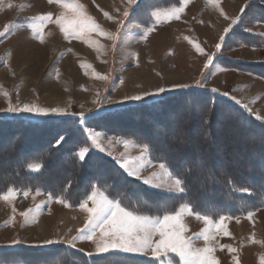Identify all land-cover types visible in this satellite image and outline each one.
<instances>
[{
  "label": "rangeland",
  "instance_id": "374dc122",
  "mask_svg": "<svg viewBox=\"0 0 264 264\" xmlns=\"http://www.w3.org/2000/svg\"><path fill=\"white\" fill-rule=\"evenodd\" d=\"M224 1L225 7L222 3V8L210 6L207 0L189 2V5L194 3L193 9H198L203 17L212 19V23L208 24L209 21L199 16L200 13H196L195 16L194 11L185 8L173 15L181 2L170 7H152L149 0H134L132 3L129 0H53L52 3H49V0H0V32L8 28L5 35L0 36V120L25 118L34 123L71 117L83 127L89 144L86 147L97 154L105 152L104 154L107 153L112 160L113 157H117L121 161L139 157L158 168L164 165L163 168L169 170L173 177L180 181V186L175 184L174 190L159 191L151 184L147 185L123 170L128 177L156 192L184 195L185 190H179L181 187L184 189L181 180L164 162L153 158L152 151L146 143L103 128L108 126L120 131L134 129L150 136L141 129L142 126L138 122L134 127L125 129L112 123L100 128L92 127L93 120L81 123L76 115L39 116L23 111L11 113L7 109L9 107L22 109L27 104L38 108L63 109L76 114L95 112L97 115L103 114L106 120L110 114H113L112 119L116 118L115 114L122 111L123 106L160 99L163 95L181 90L194 89L200 92L206 90L212 97L221 96L226 101L237 103L243 113L255 121L252 125L258 127L256 125L259 123L260 128L264 130V21H262L264 0ZM66 3L73 6L81 5L77 11L91 17L99 28L85 31L82 36L66 37L57 23L58 18H67L73 14L72 8L64 7ZM246 12L248 13L245 16ZM47 13L52 14L51 18L42 22L39 17ZM230 25L232 27L229 29ZM34 28L37 31H34ZM226 29H229L227 33ZM221 36H224L223 41ZM54 43L58 46L56 51L52 48ZM217 44L221 46L219 50ZM210 58L212 63H208ZM174 85L189 87L173 88ZM161 87L171 90L158 95L144 96L139 101L125 99L145 92L155 93ZM196 103L202 104L203 100ZM169 104L173 107L174 102ZM188 109L192 112L188 113ZM188 109L179 106V109L174 108L170 115L177 111L176 118L188 114V118L203 122L200 116L201 109L197 104ZM85 119H88L87 116ZM178 124L182 125L178 120L174 121L171 128H160L158 124H154L152 137L160 140L159 146L163 149L174 140H171L172 138L182 137V142L188 146L189 151H174L173 148L171 151L182 158V162L192 161L194 153L199 151L193 143L203 135L204 130L197 126L181 131L176 127ZM226 124L229 125V121L224 114H218L216 122L211 125L214 131L213 142L220 148L218 153L228 150L225 145L228 139L232 141L241 139L247 145L259 139L264 141V133L260 131L248 132L236 124L222 128V125ZM233 130L235 132H232ZM96 144H99V149L94 147ZM127 155L129 156L125 157ZM227 155L232 163L239 165V171L248 169L251 158L247 157L243 149L230 148ZM207 156L210 172L221 171L222 165L228 162L223 155L221 164H213L214 156L210 154ZM0 161L5 169L12 171L9 163L15 165L18 160H4L1 156ZM196 164L198 168L192 171V175L202 176L200 163ZM169 171L168 176L165 174V179L161 178L165 183H168L166 180L171 183ZM56 172L62 173L63 169L57 168ZM4 174L6 173L0 171V177ZM250 176L247 175L245 178L255 183ZM210 180L209 176L205 181L198 183L201 195L209 193L204 186ZM259 184L264 185L262 182ZM166 187L169 188L167 185ZM9 190H12V195L6 200L3 197ZM25 192L28 193L27 196L24 195ZM214 192L218 193V190ZM241 192L251 191L245 189ZM89 195H95L98 200L107 198L121 202L119 199L109 197L98 187ZM261 199L259 202L264 201ZM88 202L91 207V201ZM124 204L121 202L122 207L136 215L149 216L138 214ZM65 207L69 210L64 209ZM77 207L79 204L71 205L62 198L40 189L21 190L13 187L7 189L0 194V252L10 248L17 251L21 247L33 250L32 245L42 243L39 242V237L42 240L60 241L52 245L45 244L44 247H39L40 250L52 247L55 249L59 245L71 247L66 241L88 233L85 229L87 219H83V224L80 222L81 224L74 225L75 219L79 216L70 209ZM182 207L192 210L191 213L184 211L182 220L185 221L182 222L193 250L211 247L216 264H264V203L239 215H221L224 217L221 227L217 226L221 223V216L217 218L209 216L210 219L206 222L202 218H197L196 212L188 203L181 204L175 211ZM249 212L252 213L251 219L248 216ZM199 215L205 216L202 213ZM41 220L45 226L43 231L38 227ZM74 227H78L76 232L73 235V231L69 236ZM206 228L210 230L208 235L211 237L207 241L201 235ZM81 229H84L83 233L79 231ZM98 236L99 233L97 238ZM12 240H21L23 243L13 245ZM88 241H90L87 243L88 247L94 249L92 252H96V239ZM26 242L30 245L25 244ZM229 248L235 251H230ZM15 253L24 252L21 253L19 250ZM15 253H11V256L6 253L0 254V259L6 256L10 260L0 261V264H26L21 256L12 258ZM155 256L146 258L158 264H183L182 258L176 253L162 252ZM75 258L77 261L73 263L79 264L78 256Z\"/></svg>",
  "mask_w": 264,
  "mask_h": 264
},
{
  "label": "trees",
  "instance_id": "16d2710c",
  "mask_svg": "<svg viewBox=\"0 0 264 264\" xmlns=\"http://www.w3.org/2000/svg\"><path fill=\"white\" fill-rule=\"evenodd\" d=\"M149 1L152 3V7H170L181 2V0ZM143 12L145 11L143 10ZM247 13L244 15L246 16ZM223 98L221 96L212 97L206 90L201 92L194 89L181 90L164 95L160 99L123 106L122 111L117 112L115 114L117 117L113 119V114L108 115L106 120L103 114H99L91 124L92 127L102 128L103 125L112 123L125 129L134 127L136 122L140 123L141 129L150 136L143 135L134 129L120 131V129H111L108 126L103 128L115 134L133 138L140 143H146L152 151L153 158L164 162L181 180L185 190L184 195L165 194L151 190L141 182L128 177L111 158L97 154L93 150L87 154L85 161H80L79 150L89 145L88 139L83 127L71 117H62L57 121L43 120L34 123L25 118L0 120V157H4V160H18L15 165L9 163L12 171L5 169L2 166V161H0V171L6 173L0 177V194L11 187L21 190L40 189L76 206L95 187H98L109 197L119 199L123 204L126 203L127 208L134 209L138 214L162 216L167 212L175 211L183 203L190 204L196 213H202L213 218L221 215L242 214L250 208L264 203L262 201L264 200V185L259 184V182L264 183V151L261 150L264 149V141L259 139L247 145L241 139L236 141L228 139L225 143L228 150L218 153L220 148L213 142L214 131L211 125L216 122L218 114H224L229 125H239L242 130L248 132L254 130L264 133V130L260 128L259 123L255 124L258 127L253 126L255 121L249 119L237 103L226 101ZM200 100H203L202 104L196 103ZM172 101L174 102L173 107L172 105L169 106ZM196 104L201 109L202 123L197 119L188 118V114L176 118L175 112L177 111L170 115L174 108L177 110L179 106H182V108L188 109ZM187 112L191 113L192 111L188 109ZM107 119H110L111 122ZM175 120L182 123V125L176 126L178 130L186 131L189 127L195 128L197 126L204 130L203 135L195 141L196 143H193L199 151L194 153L192 161L182 162V158L171 151V148L174 151H189L188 146L182 142V137L172 138L171 140H174L168 145L166 144L164 149L159 146L160 140L152 137L151 132L154 129V124H158L160 128H171ZM229 125H222V128H227ZM61 137L64 139L57 145L56 141ZM233 147L243 149L247 157L251 158L248 169L239 171V165L228 159L229 149ZM207 154L214 156L212 158L213 164H221L223 155L228 159V162L222 165L221 171L210 172ZM198 162L200 163V170L203 171L201 172L202 176H198L199 179L192 175V171L198 168L196 164ZM32 164H39L41 167L39 170L30 169ZM57 168L63 169V172L57 173ZM247 175H251L250 177L255 183L247 180L245 178ZM209 176L211 180L204 186L209 193L201 195L200 190L198 191V183L205 181ZM245 189L251 192H241ZM214 190H218V193H215ZM236 190L238 192L240 190V192L238 193ZM259 199L262 202H259ZM19 250L24 253L16 254L15 252ZM19 250H4L0 254L10 255L14 252L16 255H12V258L21 256L26 264H74L73 262L77 261L75 256H78L79 264H158L144 256L124 253L90 256L65 245L56 246L55 249L52 247L41 250H27L25 248ZM5 257L0 261L9 262L10 260Z\"/></svg>",
  "mask_w": 264,
  "mask_h": 264
},
{
  "label": "snow or ice",
  "instance_id": "6c2138e0",
  "mask_svg": "<svg viewBox=\"0 0 264 264\" xmlns=\"http://www.w3.org/2000/svg\"><path fill=\"white\" fill-rule=\"evenodd\" d=\"M53 0H49L52 3ZM130 3L134 0H129ZM65 8H72L73 14L67 18H58L57 23L60 24L61 30L64 32L66 37L71 36H82L85 31L97 30L99 25L95 24L91 17L83 15L81 12L77 11L82 6L79 4H65ZM182 9L177 8L174 10L173 15L180 12ZM243 12V8L241 9ZM127 15V13H125ZM51 13L44 14L39 17L43 21H48L51 18ZM107 16L108 13H105ZM111 19V17H109ZM236 21H233L235 24ZM232 25L229 26V29ZM225 30V33L229 31ZM37 31V29H33ZM8 31L6 27L4 32H0V36H4ZM224 40V36H221V41ZM217 49H220V44L216 45ZM199 49V45H197ZM208 63H212L210 58ZM189 87V85H174L173 88ZM171 89H165L163 87L158 88L155 93H143L142 95H135L125 97L126 100H142L144 96L158 95L164 93ZM227 95V94H225ZM8 112L18 113V112H28L34 113L39 116H66V115H76L79 117L81 123H88L90 120H95L97 114L95 112L85 113H68L63 109L58 108H38L29 105H24L21 108L9 107ZM87 116L88 119H85ZM90 131V130H89ZM64 137H61L56 141L59 145L63 141ZM95 148H100L99 144L94 146ZM91 149L89 147H82L79 150L78 157L80 161H85L87 159V154H89ZM101 151H103L101 149ZM122 168L127 170V173L134 178L142 179L145 184H151L150 180L142 178L134 168L125 161L120 165ZM34 170H39L41 165H30ZM164 165H161L163 168ZM176 185L180 184L179 180L174 182ZM159 188L160 185H153ZM183 191L181 187L179 189ZM12 195V190L3 197L8 199ZM25 196L28 195L27 192L24 193ZM88 201H91V207L88 206ZM63 202V201H61ZM81 209H84L88 213L87 223L85 224V229L88 230V235L84 238L87 240L96 239V253H88V255H119L121 253H135L143 254L146 250H151L153 255H160L162 252L176 253L183 260V264H216V260L212 256L213 249L211 247L205 246L203 248H198L193 250L190 246V238L183 235L184 225L182 223V216L185 210L191 213L190 208L182 207L179 211L167 212L162 217L157 216L155 218L150 216H139L131 211H128L125 207L121 206V202L109 200L107 198L96 199L95 195H89L86 199L79 204ZM197 218H202L204 221H209V216L205 215L200 217L199 213H196ZM251 219L252 213H248ZM224 217H220V224L218 227L222 226ZM81 233L84 229L79 230ZM209 229H205L201 235L204 239L210 240L211 237L208 235ZM97 233L99 236L97 238ZM158 238H155L157 237ZM74 237L71 240L66 241L70 246L74 247ZM23 243L21 240H12L11 244ZM60 243L58 240L47 239L43 241V244H54ZM230 251H235V249L229 248Z\"/></svg>",
  "mask_w": 264,
  "mask_h": 264
},
{
  "label": "crops",
  "instance_id": "0c3cea01",
  "mask_svg": "<svg viewBox=\"0 0 264 264\" xmlns=\"http://www.w3.org/2000/svg\"><path fill=\"white\" fill-rule=\"evenodd\" d=\"M192 2V0H182L181 1V4H180V9H184L185 8V10H188V11H194L195 12V16H196V13H200L199 14V16L203 19V20H205V21H209V23L208 24H211L212 23V19L211 20H209V19H206L205 17H203L202 15H201V12L200 11H198V9H193L194 7H195V5H193V4H191V5H189L190 3L189 2ZM208 1V3L210 4V6H217V7H221V4L223 3V1L222 0H207ZM207 3V4H208ZM224 3H225V1H224ZM224 3L222 4L223 6H224ZM245 4V3H244ZM244 4H242L243 6H244ZM182 6V7H181ZM190 6H191V8H190ZM242 6V8H244ZM225 7V6H224ZM197 8V7H196ZM222 8V7H221ZM225 13V12H224ZM226 14V13H225ZM164 96V95H163ZM105 153V152H104ZM102 154V153H100L101 155H104V156H107L108 157V155H107V153L106 154ZM129 155H127V156H125V157H128ZM135 159L133 160V159H128L129 161H127L133 168H134V170L135 171H137L138 173H139V175L142 177V178H144V179H147V180H150L151 181V186H153V185H160V187L159 188H157L156 187V189L157 190H159V191H170L171 189H173L174 190V186H175V183H174V181H176L177 179L176 178H174L173 177V175H172V173L169 171V170H167L166 168H158L156 165H152L151 163H149L148 162V160H144V159H142V158H139V157H134ZM113 160H115L116 161V163L120 166L122 163H124L125 161L123 160V161H121L119 158H115V157H113ZM139 162V163H138ZM121 167V166H120ZM160 167H161V165H160ZM121 169L122 170H124L126 173H127V170L126 169H124V168H122L121 167ZM170 172V174H171V178H172V180H171V183L168 181V180H166L168 183H165L161 178H164L165 177V174L167 175L168 173L167 172ZM128 174V173H127ZM131 176V175H130ZM168 176V175H167ZM137 179H139V178H137ZM165 179V178H164ZM139 180H141V181H143L142 179H139ZM153 184V185H152ZM148 185V184H147ZM164 185V186H163ZM166 185L169 187V188H167L166 187ZM163 186V187H162ZM178 186H180V184L178 185ZM172 190V192H176V191H173ZM89 203V202H88ZM89 207H90V204L88 205ZM64 209H68L67 207H65ZM69 210V209H68ZM71 211H73V212H76V214H77V216H79V218H80V222L83 224L84 223V218H85V220L86 219H88V213L85 211V210H82L81 208H80V206L79 207H77V208H75V209H70ZM182 221H185V220H182ZM80 223V224H81ZM183 223V225H184V222H182ZM39 225V224H38ZM77 228L78 227H74V228H72V230L70 231V233H69V236H70V234L73 232V235H74V233L76 232V230H77ZM80 228V227H79ZM185 228V227H184ZM86 235H88V233H84V234H81V235H79L78 237H77V239H75L74 240V247L73 246H71V248H74V249H76V250H79V251H81V252H83V253H85V254H87L88 255V252H91V253H96V252H92V250H94L93 248L91 249V247L89 246L88 247V245H87V243H90V241H88L87 239H85L84 237L86 236ZM183 235L184 236H186V233L185 232H183ZM155 238H158V236L157 237H155ZM43 241L44 240H42L40 237H39V242H42V243H40V244H38V245H32L33 246V250H40L39 249V247H44L45 246V244H43ZM38 243V242H37ZM25 244H27L28 246L30 245V244H28V242H26ZM39 245H41V246H39ZM50 245H52V244H50ZM14 248H16V247H14ZM22 248V247H21ZM31 248V247H30ZM6 249H8V248H6ZM10 250H11V248H10ZM124 254H127V255H134V256H144V257H156L155 255H153V253H152V251L151 250H146V252L145 253H143V254H135V253H124ZM95 255V254H94Z\"/></svg>",
  "mask_w": 264,
  "mask_h": 264
},
{
  "label": "bare ground",
  "instance_id": "6f19581e",
  "mask_svg": "<svg viewBox=\"0 0 264 264\" xmlns=\"http://www.w3.org/2000/svg\"><path fill=\"white\" fill-rule=\"evenodd\" d=\"M209 4V3H208ZM207 11V10H205ZM52 48L54 51L57 50L58 46L56 45V43L52 44ZM134 82V81H133ZM236 117V116H235ZM130 199V198H129ZM72 209V208H71ZM65 214V213H64ZM75 214V213H74ZM62 216V215H61ZM65 216V215H64ZM70 216V215H69ZM76 217V216H75ZM80 224V218H76L75 221H74V225H79ZM38 227L43 231L45 229V226H44V222H41L39 223ZM61 239V238H60Z\"/></svg>",
  "mask_w": 264,
  "mask_h": 264
}]
</instances>
